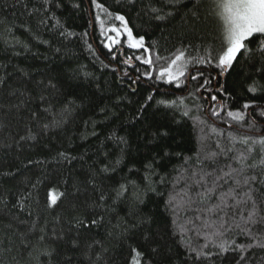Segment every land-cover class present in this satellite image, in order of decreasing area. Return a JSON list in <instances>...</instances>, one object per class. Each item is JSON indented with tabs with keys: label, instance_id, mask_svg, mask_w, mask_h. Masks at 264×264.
<instances>
[{
	"label": "trees",
	"instance_id": "1",
	"mask_svg": "<svg viewBox=\"0 0 264 264\" xmlns=\"http://www.w3.org/2000/svg\"><path fill=\"white\" fill-rule=\"evenodd\" d=\"M98 2L112 16L91 0H0V264H133V248L141 253L140 264H237L241 255V264H264L260 247L217 255L210 245L205 251L212 256L194 260L187 238L196 247L205 241L188 232L181 242L176 218L165 207L172 185L159 183L176 175L186 158L217 151V143L245 149L229 136L264 135L258 53L251 60L239 56L223 75L190 64L188 73L204 76L193 81L186 75L179 88L148 80L137 71L145 67L138 61L130 69L120 52L115 58L118 49L124 58L141 52L105 47L115 35L108 29L121 26L115 15L144 37L154 60L162 58L158 70L178 50L197 57L219 46L211 0ZM258 43L253 38L249 47ZM204 79L211 83L197 92ZM254 82L256 90L248 91ZM180 98L184 103L175 108L158 103ZM228 111H242L245 118L234 121ZM225 160L220 157L221 164ZM149 183L156 191L148 190ZM121 185L127 191L118 197ZM49 195L58 197L55 205L49 206Z\"/></svg>",
	"mask_w": 264,
	"mask_h": 264
},
{
	"label": "snow or ice",
	"instance_id": "2",
	"mask_svg": "<svg viewBox=\"0 0 264 264\" xmlns=\"http://www.w3.org/2000/svg\"><path fill=\"white\" fill-rule=\"evenodd\" d=\"M44 2L47 3L48 0ZM168 2L174 3V0H168ZM211 2L214 8L213 14L219 25V46L205 49L204 55L190 57L185 50H178L167 66L155 70L157 61L162 58L157 55L154 60L151 50L145 47L144 37L134 35L132 29L128 28L125 17L118 14L114 19L119 21L121 26L108 29L109 33L115 35L108 36V43L105 47L112 51L113 46L124 45L128 49L141 52V54L126 58L123 62L131 67L134 59L140 65L145 66L143 71L137 68L141 76L148 80L174 83L177 88L181 86L186 75L190 76L193 81L204 76L203 71L200 70L196 75L188 73L190 64L213 67L219 69V75H223L233 67L241 55L248 56L251 60L258 53L260 64L258 67L254 65L255 71L264 75V0H211ZM91 4L101 13L112 16V13L108 12V9L98 0H91ZM150 10L160 11L156 8ZM156 18L164 19V16L157 15ZM96 19L100 21L101 16L98 15ZM253 38L259 40L256 49L249 47ZM210 83V79H204V83L196 91L199 92ZM255 90L254 82L248 91L254 92ZM152 99V96L148 97V100ZM211 99L215 101L217 97L212 96ZM158 103L168 108H175L178 104H183L184 100L183 98L171 101L160 100ZM141 107L143 108V105ZM210 107H212V116L219 117L220 112L216 110V107ZM249 107L247 103L243 105L244 109ZM45 111L47 112L48 109ZM261 114L264 115V113ZM189 115L188 111L183 112V116ZM227 116L234 121H242L245 118L242 111H228ZM53 122L59 123L55 120ZM48 126V124L44 125L45 128ZM210 131L216 133L217 129L215 126H210ZM228 139L230 143L244 145L245 149L234 151L233 147L222 148L217 143V151L207 150L203 155L198 153L194 161L186 158L182 168L175 170L176 175L159 179L160 184L172 185L169 199L165 201V207L176 218L173 223L177 227L181 242L185 241L188 232H191L197 239L205 241L196 247L192 246L191 238H187L188 250L195 254L194 260L212 256L211 251H205L210 245L218 249L217 255L229 251L242 253L252 247L264 248V198H262L264 197V135L256 138L243 135L239 140L229 136ZM120 142L126 143L123 138H120ZM205 148H207L206 145ZM60 155L65 156L64 153ZM221 156L226 158L223 164L220 163ZM65 158L67 159L66 156ZM116 163H119V160ZM146 167L150 168L151 165H146ZM209 167L211 171L208 170ZM107 170V167L102 169V171ZM152 174L154 173H150ZM145 180H148V177H145ZM148 190L156 191L151 183L148 185ZM126 191L125 186L121 185L116 194L119 197ZM100 199L104 200L103 194ZM136 199L143 203L139 193ZM48 200L49 206H52L57 203L58 197L49 195ZM77 223L85 227L83 221H77ZM92 223L95 224L97 221L93 220ZM229 234H232L231 238H226ZM237 236L244 239L237 242ZM132 251L135 253L133 264H140L141 253L135 248ZM244 259L245 257L241 255L237 264H241Z\"/></svg>",
	"mask_w": 264,
	"mask_h": 264
},
{
	"label": "flooded vegetation",
	"instance_id": "3",
	"mask_svg": "<svg viewBox=\"0 0 264 264\" xmlns=\"http://www.w3.org/2000/svg\"><path fill=\"white\" fill-rule=\"evenodd\" d=\"M120 52V60L123 62L126 58H124L123 56V52L121 49H118L115 53V58L117 56V53ZM133 63V62H132ZM122 65L126 66L127 64H125L124 62L122 63ZM134 67V64L132 65V67H129L130 69H132Z\"/></svg>",
	"mask_w": 264,
	"mask_h": 264
},
{
	"label": "water",
	"instance_id": "4",
	"mask_svg": "<svg viewBox=\"0 0 264 264\" xmlns=\"http://www.w3.org/2000/svg\"><path fill=\"white\" fill-rule=\"evenodd\" d=\"M132 65H133V63H132ZM132 67V66H131Z\"/></svg>",
	"mask_w": 264,
	"mask_h": 264
}]
</instances>
